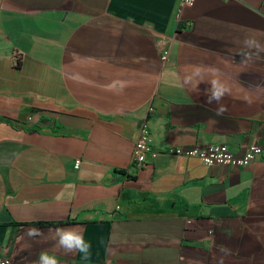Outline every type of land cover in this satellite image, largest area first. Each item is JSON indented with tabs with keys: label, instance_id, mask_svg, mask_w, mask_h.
<instances>
[{
	"label": "crops",
	"instance_id": "crops-1",
	"mask_svg": "<svg viewBox=\"0 0 264 264\" xmlns=\"http://www.w3.org/2000/svg\"><path fill=\"white\" fill-rule=\"evenodd\" d=\"M256 45L264 0H0V262L46 251L60 264H264V161L169 152L264 148ZM197 67L230 87L221 115L207 83L184 82ZM150 108L152 154L136 170ZM50 221L63 224L34 225ZM74 227L88 261L49 232Z\"/></svg>",
	"mask_w": 264,
	"mask_h": 264
},
{
	"label": "built area",
	"instance_id": "built-area-1",
	"mask_svg": "<svg viewBox=\"0 0 264 264\" xmlns=\"http://www.w3.org/2000/svg\"><path fill=\"white\" fill-rule=\"evenodd\" d=\"M184 5H191L195 0H181ZM163 59H166L164 52ZM150 108L149 115L140 123L138 139L136 140L132 152V167L136 170L142 169L147 163L151 153L152 137L149 127V117L153 113ZM173 155L184 156L187 158H197L204 165H232L234 167H246L257 161H264V148L259 145H250L242 155L234 154L226 144H210L206 146H189V147H173L169 150ZM80 160L75 161L78 168ZM0 264H9L8 259H3Z\"/></svg>",
	"mask_w": 264,
	"mask_h": 264
},
{
	"label": "clouds",
	"instance_id": "clouds-1",
	"mask_svg": "<svg viewBox=\"0 0 264 264\" xmlns=\"http://www.w3.org/2000/svg\"><path fill=\"white\" fill-rule=\"evenodd\" d=\"M248 46H253V41H246ZM258 50L260 49L259 45H256ZM246 59L242 60V62H246L247 60L251 59V55L248 53L244 54ZM195 77L199 79L196 81V85L198 86L199 83H207L208 87L204 91V95L207 97V103L211 104L216 102L220 104L223 98L226 95H230V87L223 82L219 77H214L208 80H205L204 76L202 75V70L197 67L193 71V73L189 76L185 77V83L189 84L193 81ZM225 107L220 104V107L217 109L216 114L221 115L223 111H225ZM49 232L57 238V244L60 248L64 249L68 253H75L78 252L82 254L81 258L84 261H88L91 258V244L90 242L85 241L83 237V232L79 227L74 228H53L49 229ZM40 229L31 228L28 229L26 235L29 237H36L41 235ZM36 264H60L59 260L55 255H51L46 251H42L39 256Z\"/></svg>",
	"mask_w": 264,
	"mask_h": 264
},
{
	"label": "trees",
	"instance_id": "trees-1",
	"mask_svg": "<svg viewBox=\"0 0 264 264\" xmlns=\"http://www.w3.org/2000/svg\"><path fill=\"white\" fill-rule=\"evenodd\" d=\"M129 178H131V179H133V177H129ZM61 224H63V222H59V221H57V222H37V223H35L34 225L35 226H39V227H45V226H59V225H61Z\"/></svg>",
	"mask_w": 264,
	"mask_h": 264
}]
</instances>
